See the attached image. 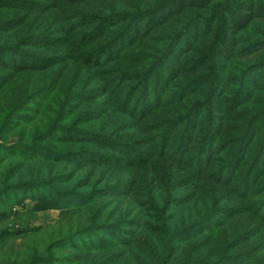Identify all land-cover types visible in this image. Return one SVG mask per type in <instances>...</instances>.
Masks as SVG:
<instances>
[{
  "label": "trees",
  "instance_id": "trees-1",
  "mask_svg": "<svg viewBox=\"0 0 264 264\" xmlns=\"http://www.w3.org/2000/svg\"><path fill=\"white\" fill-rule=\"evenodd\" d=\"M258 21L264 0H0V168L11 160L23 162L14 170L35 161L81 171L105 167L110 174L153 166L152 156L135 150L143 140H116L135 127L124 117L106 133L84 128L115 107L140 125L138 134L154 141L160 157L200 174L195 184L191 176L173 180V188L190 190L182 196L159 187L166 196L161 209L154 194L140 195L144 221L118 206L110 211L115 201L105 202L134 196L137 178L115 174L111 183L105 174L96 179L95 170L79 177L70 170L4 185L0 223L18 217L12 208L31 198L69 212L73 229L23 254L10 240L36 230H1L0 264H65L59 253L78 248L88 255L111 250L109 258L83 264H118L124 254L114 249L132 246L136 231L159 229L152 223L163 211L191 199L189 220L172 236L182 253L167 247L160 264H264V54L258 63L241 62L264 53ZM247 32L255 39L241 52ZM168 77L184 81L163 107L159 95ZM209 107L212 114L203 116ZM173 134L177 144L167 155ZM12 136L17 141L8 143ZM76 179L73 190L83 192L59 188ZM83 210L85 218H72Z\"/></svg>",
  "mask_w": 264,
  "mask_h": 264
},
{
  "label": "rangeland",
  "instance_id": "rangeland-1",
  "mask_svg": "<svg viewBox=\"0 0 264 264\" xmlns=\"http://www.w3.org/2000/svg\"><path fill=\"white\" fill-rule=\"evenodd\" d=\"M218 11V9L216 10ZM264 21H258V27H263ZM264 30V27L261 29V31ZM253 33L247 32L242 35L241 37V46L240 51L243 52L245 50L246 43L251 42L254 40ZM138 46H141L138 44ZM240 52V53H241ZM263 52H258L255 54H249L244 59L241 60V62H245V64L249 65L251 63H258L260 61V58L263 57ZM170 59H168V63ZM154 70V74H158L161 77L164 75L167 77V72L163 71L158 73ZM184 80L181 78L176 79L173 81L172 78H166L165 83L161 86V92L159 95L161 105L167 104L172 97V94L174 91H176V86H178L180 83H182ZM153 83V81H152ZM150 84L153 85V84ZM153 87V86H152ZM151 90V89H148ZM147 94H150L151 97L152 93L147 92ZM121 96V95H120ZM107 99V98H106ZM109 100V99H108ZM168 101V102H167ZM163 107L161 106V112L163 110ZM212 108H208L207 111L204 113L203 116H209V114H212L213 110ZM125 114V113H124ZM162 114V113H160ZM127 121L125 122L126 125L129 126V123H133V129L123 132L121 135L116 137V140H121L123 142H131L136 141L135 139L143 140L140 141V145H137L135 147L136 152H138L140 155H143L144 158H148V154L153 157V166L146 167L145 165H141L138 167L128 168L125 166H121L119 168H124L121 172L117 173L118 171H115L114 173L110 174L109 172L105 171V167H100L98 169L92 167V166H83L84 169L81 171L80 168L77 170H73V165H56L53 163L45 162V161H35L31 163H27L23 168H18L14 170V167L20 166L23 162L18 160H11L5 163V165L0 168V187L4 185H18L22 182H35V177L39 175L40 177L47 179L50 176H56L61 175L65 173H69L70 170L74 171V175L76 174V177L81 176L82 172H88L90 170H95V178H100L105 174L107 181L111 182L114 181V176L116 174V177L121 178L122 180H127L130 178H137L138 184L135 190H137V193L134 194V196L126 197L124 199L120 200H113V199H107L105 202L109 201H115L113 207L110 209V211H113L116 206H118L124 213H132V215L137 216L140 218V220L144 221V212L143 209L140 207V195L151 193L154 194L156 197V203L154 205L161 209L164 205V200L166 199V196L162 197L160 191L158 188L160 187L161 190L165 189L166 194L167 193H173L175 192L178 195H184L187 193H190V190L187 189H175L173 188V180L176 179H184L186 176H191L193 178L192 183L195 184V182H198V177L200 174L196 173L195 170H193L189 165H180L176 164L174 161H171L170 156H163L160 157L158 153V149L156 148V144L154 141L146 140L148 137L139 135V129L140 125H136V122L131 121L130 115H123L121 109L116 110V108H111L110 111L107 113L105 117H103L101 120L97 122L90 123L89 125H85L84 128L95 133H106L108 130L117 127L118 123L120 122L121 118H123ZM105 118V119H104ZM141 117H136L135 120H140ZM147 117H145L146 119ZM157 118V117H156ZM123 119V120H124ZM69 124V123H68ZM126 125H122L121 128L125 127ZM142 126L143 123H142ZM82 128V127H79ZM82 128V129H84ZM203 129V128H202ZM127 130V129H126ZM143 131V128L141 129ZM141 133V132H140ZM179 135V132L176 133ZM175 134V135H176ZM176 135V136H177ZM174 136V134H173ZM17 141V137H13L8 141V143H13ZM153 142V143H151ZM135 144H137L135 142ZM148 144V145H147ZM177 144V137H172V140L170 141V145L166 147L167 149V155L170 153V149L172 146ZM81 149L87 148L91 151L98 150L94 146H86V145H80ZM54 152H60L61 150L58 149V147L52 148ZM107 154L111 157H117L119 159H123V161H127L131 164L132 158L124 155V154H117L113 151H106ZM189 153L188 155H190ZM82 167V166H81ZM157 171V172H156ZM156 172V173H155ZM160 172V173H159ZM153 174L156 176L154 177L156 179L155 185L153 184ZM152 176V177H151ZM77 179L73 182H67L62 183L59 188L61 191L63 190H70L75 192H83L80 190H73L74 185L77 183ZM151 184L152 187L149 186ZM194 207V202H192V199L190 203L185 205L184 207H174L170 210L163 211L162 220H158L157 222H153L152 224L160 225L159 229L157 230H149V229H141L139 231H136V239L132 246L130 247H117L116 250L123 251V257L118 262V264H136L138 260H140V264H160L164 260L166 254H167V247L177 249L178 251L176 254L180 255L182 253V250H180V244L175 243L172 239V236H175V233L179 230H181L182 223H186L188 218V213L192 210ZM170 208V207H169ZM178 208V209H177ZM2 210H7L6 208H3ZM85 210V209H84ZM83 211H79L76 214L72 215V218L74 220H80L83 217ZM13 212L19 213L18 217L12 216L8 220L0 223V231L10 229L12 231L19 232L21 230H36L33 233L30 232L28 235H16L15 237H12L10 240V246L14 249L15 252L19 254H23L24 252H27L30 247H37L38 249H42L43 246L48 242L49 236L57 237L60 235L64 236L69 234V232L73 229V227L66 223L68 219L72 221L70 218L69 212H65L64 210L56 209V208H50L45 207L43 204H39L38 202H35L31 198H26L22 201V204L15 206L12 208ZM78 211V210H76ZM88 211V210H86ZM92 213V212H91ZM125 214V215H126ZM132 216V217H133ZM119 216H117L118 218ZM106 218V215H104L102 218L99 219V221H102ZM146 221V219H145ZM148 222V220L146 221ZM150 222V221H149ZM42 229L41 231L39 229ZM106 240L109 241V238H106ZM185 246V245H184ZM29 248V249H28ZM113 250V251H114ZM110 251L105 252H99L95 254H85V251L78 248L77 250H70L65 249L63 252L59 253L60 258H64L65 264H83L88 263L90 261H98L102 260L103 258H109L106 257L109 255ZM103 255V256H102ZM138 259V260H137ZM139 264V263H138Z\"/></svg>",
  "mask_w": 264,
  "mask_h": 264
}]
</instances>
